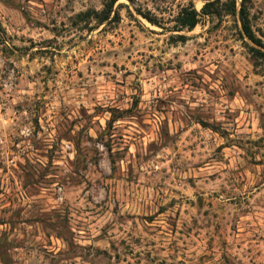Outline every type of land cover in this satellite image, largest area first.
Returning a JSON list of instances; mask_svg holds the SVG:
<instances>
[{
  "label": "rangeland",
  "instance_id": "374dc122",
  "mask_svg": "<svg viewBox=\"0 0 264 264\" xmlns=\"http://www.w3.org/2000/svg\"><path fill=\"white\" fill-rule=\"evenodd\" d=\"M189 1L0 0V264H264V68Z\"/></svg>",
  "mask_w": 264,
  "mask_h": 264
},
{
  "label": "trees",
  "instance_id": "16d2710c",
  "mask_svg": "<svg viewBox=\"0 0 264 264\" xmlns=\"http://www.w3.org/2000/svg\"><path fill=\"white\" fill-rule=\"evenodd\" d=\"M116 0H110L106 3L101 11L88 10L79 13L77 17L86 16V19H96L97 22L102 23L106 21L112 12V6ZM220 0H205L202 7V13H218L220 9L227 14L238 15L240 21V32L252 44L248 45V53L253 61L254 67L264 68V42L257 37L250 25L248 4L250 0H241L237 8V0H226L220 4ZM217 5V6H216ZM220 5V6H218ZM199 12L195 9L192 0L188 4L183 5L176 13L174 22L175 26L181 29H192L198 22ZM146 19L153 24H157L155 20L150 17Z\"/></svg>",
  "mask_w": 264,
  "mask_h": 264
}]
</instances>
